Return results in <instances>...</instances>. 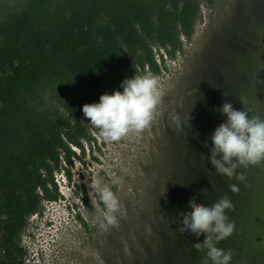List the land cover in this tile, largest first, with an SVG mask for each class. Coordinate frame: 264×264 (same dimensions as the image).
Masks as SVG:
<instances>
[{"label": "rangeland", "instance_id": "obj_1", "mask_svg": "<svg viewBox=\"0 0 264 264\" xmlns=\"http://www.w3.org/2000/svg\"><path fill=\"white\" fill-rule=\"evenodd\" d=\"M27 1L0 0V23ZM155 51L161 94L149 126L106 142L83 116L89 134L72 146L73 161L54 170L57 197L43 199L18 234L23 264H203L193 242L204 234L178 230L193 197L197 204L225 195L231 201L225 211L235 227L217 244L231 250L229 264H248L264 242V162L238 169L242 182L222 178L202 143L225 119L213 112L224 101L264 117V0H201L181 49L173 56ZM74 87L70 77L46 71L15 105L39 123L69 118ZM118 88L105 78L103 93ZM92 178L116 180L118 222L106 229L96 221L98 197L96 207L90 202Z\"/></svg>", "mask_w": 264, "mask_h": 264}, {"label": "trees", "instance_id": "obj_2", "mask_svg": "<svg viewBox=\"0 0 264 264\" xmlns=\"http://www.w3.org/2000/svg\"><path fill=\"white\" fill-rule=\"evenodd\" d=\"M200 1L28 0L0 23V264H23L20 230L43 199L57 197L54 170L88 137L82 105L98 101L107 76H157L155 46L180 50ZM46 71L75 87L69 118L39 123L15 103ZM262 259L264 242L246 257Z\"/></svg>", "mask_w": 264, "mask_h": 264}, {"label": "clouds", "instance_id": "obj_3", "mask_svg": "<svg viewBox=\"0 0 264 264\" xmlns=\"http://www.w3.org/2000/svg\"><path fill=\"white\" fill-rule=\"evenodd\" d=\"M160 94L156 75L149 71L134 73L120 82V88L102 93L97 102L83 104L81 111L95 130L93 135L106 142H115L130 132L139 133L149 126ZM213 112L225 119L202 142L207 149V161L222 178L242 182L244 175L238 169L264 162V117L250 115L244 107L236 109L229 101H224ZM115 183V179L111 184L90 179L89 188L95 193V197L90 195V202L96 207L98 197L103 206L97 208L99 215L96 216L101 229L118 222L120 202L112 188ZM229 189L238 190L236 184H229ZM187 208L178 230L196 237L204 234L202 241L193 242V247L204 253L203 264H229L231 250L221 249L217 244L230 236L235 227L225 211L232 208L231 201L225 195L210 204H197L193 197L188 200Z\"/></svg>", "mask_w": 264, "mask_h": 264}]
</instances>
